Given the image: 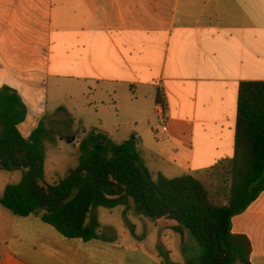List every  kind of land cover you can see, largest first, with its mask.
I'll use <instances>...</instances> for the list:
<instances>
[{
  "label": "crops",
  "instance_id": "0c3cea01",
  "mask_svg": "<svg viewBox=\"0 0 264 264\" xmlns=\"http://www.w3.org/2000/svg\"><path fill=\"white\" fill-rule=\"evenodd\" d=\"M242 82H264V0H0V88L27 106L18 127L25 139L41 121L63 119V107L50 115V84L92 101L100 92L131 120L152 98L165 120L159 131L149 124L152 136L136 135L148 169L154 178L200 179L234 158ZM153 223L172 239L168 224ZM232 227L250 239L252 264H264V192ZM108 231L103 240L68 239L40 216L0 204V264H166L160 252L178 264L158 237L147 247L145 237L124 243Z\"/></svg>",
  "mask_w": 264,
  "mask_h": 264
},
{
  "label": "trees",
  "instance_id": "16d2710c",
  "mask_svg": "<svg viewBox=\"0 0 264 264\" xmlns=\"http://www.w3.org/2000/svg\"><path fill=\"white\" fill-rule=\"evenodd\" d=\"M156 104L167 112L160 94ZM27 112L16 90L0 88V171L22 173L21 182L8 185L0 197L3 208L18 217L38 215L65 238L84 241L104 239L97 222L87 224L92 209L134 208L156 223L169 222L183 241L189 233L202 248L198 264H252V243L233 233L232 220L264 192V82L240 84L235 155L210 169L219 182L215 194L193 175L154 178L136 135L116 143L96 129L80 143L76 169L51 184L45 163L52 132L41 121L25 139L18 127ZM160 255L166 264H177Z\"/></svg>",
  "mask_w": 264,
  "mask_h": 264
},
{
  "label": "rangeland",
  "instance_id": "374dc122",
  "mask_svg": "<svg viewBox=\"0 0 264 264\" xmlns=\"http://www.w3.org/2000/svg\"><path fill=\"white\" fill-rule=\"evenodd\" d=\"M98 93L96 99L92 101L91 99L87 100L82 95L73 96V92L67 93L64 90H57L53 84L49 85L48 102L49 111H51L50 115H54L53 112L56 106L64 108L62 120L59 117L47 119V122L51 121L48 124V128L52 132V139L48 141L47 161L45 164L49 183L52 184L53 180H62L65 174H69L74 165L77 164L76 166H78L80 143L87 137V135L82 137L84 127L87 129L91 128L90 131L98 129L111 136L113 142L117 143H122L139 133L152 136L149 124L152 125L151 128H155L158 131L163 127L160 124L162 115L158 114L157 106L152 98H150L149 102L142 100V118L131 120L123 116V104L115 103L111 99L102 96L100 92ZM73 139L74 141L69 143ZM59 146L61 151L56 153ZM54 171H57V174ZM200 179L212 194L216 193L219 182L215 170L205 172ZM21 180V172L7 175L0 171V196H3L8 185L19 184ZM131 211L134 212L133 210ZM129 212H126L124 207L116 209L94 208L87 224L92 225L97 222L104 237L108 236V229L112 228L115 230L116 236L124 243L132 242L134 235H136L147 238V242L144 244L147 247L151 246L158 237L154 221L140 220L136 215ZM134 213L137 212L135 211ZM168 223L167 221H159L157 224L161 227ZM167 233L172 236V239L159 236L158 241L173 250L175 262H178V264L199 263L202 248L194 240L189 241L188 238V240L182 241L181 235L173 230H169Z\"/></svg>",
  "mask_w": 264,
  "mask_h": 264
},
{
  "label": "built area",
  "instance_id": "2783aa9c",
  "mask_svg": "<svg viewBox=\"0 0 264 264\" xmlns=\"http://www.w3.org/2000/svg\"><path fill=\"white\" fill-rule=\"evenodd\" d=\"M164 120H165L164 117H162V118H161V123H162V124L164 123Z\"/></svg>",
  "mask_w": 264,
  "mask_h": 264
},
{
  "label": "water",
  "instance_id": "95a60500",
  "mask_svg": "<svg viewBox=\"0 0 264 264\" xmlns=\"http://www.w3.org/2000/svg\"><path fill=\"white\" fill-rule=\"evenodd\" d=\"M74 141V139L73 140H71V141H69V143H72ZM159 217H157V219H158Z\"/></svg>",
  "mask_w": 264,
  "mask_h": 264
}]
</instances>
